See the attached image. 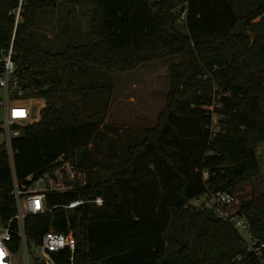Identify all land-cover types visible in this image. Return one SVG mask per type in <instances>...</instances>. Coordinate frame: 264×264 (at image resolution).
Here are the masks:
<instances>
[{"label":"trees","instance_id":"obj_1","mask_svg":"<svg viewBox=\"0 0 264 264\" xmlns=\"http://www.w3.org/2000/svg\"><path fill=\"white\" fill-rule=\"evenodd\" d=\"M60 1L0 0V50L13 45L24 90L11 112L32 121L12 140L13 164L0 145V223L16 213L13 173L24 179L64 154L86 169L87 182L50 193V209L25 223L37 244L52 228L73 233L74 261L65 248L53 252L57 264H172L174 254L181 264H264V248L261 257L247 251L232 221L191 203L261 172L264 0H90L94 38L78 42L69 33L65 48L52 52L32 31L41 9ZM174 55L181 59L170 64L171 88L156 127L129 146L121 169L104 173L84 150L105 124L114 72ZM33 100L43 101L37 116ZM98 197L101 204L55 206ZM172 208L180 237L169 249ZM239 213L264 239V192L243 201ZM19 243L15 234L12 248Z\"/></svg>","mask_w":264,"mask_h":264},{"label":"rangeland","instance_id":"obj_2","mask_svg":"<svg viewBox=\"0 0 264 264\" xmlns=\"http://www.w3.org/2000/svg\"><path fill=\"white\" fill-rule=\"evenodd\" d=\"M251 1L256 0H248ZM90 8V0H61L56 7L41 9L38 25L32 32L42 46L52 52H59L65 48L69 33L78 42L88 41L94 38ZM180 59L181 57L176 55L167 56L140 63L131 70L114 72L115 89L105 124L89 147L84 150L104 173L121 169L129 146L140 142L146 131L156 127L160 115L166 108L171 88L170 64ZM3 96L4 92L0 89V145L5 142L6 137L3 130L6 107L1 104ZM33 104L32 112L37 116L43 101L33 100ZM207 107L215 110L214 104ZM213 117L216 123L218 114L214 113ZM257 153L260 155L261 172L252 177V182L244 181L231 189L238 201L232 205L231 210L240 209L243 201L264 192V140L258 143ZM200 198H205V194ZM200 198L191 200V203L203 206ZM179 225L178 213L172 208V220L167 232L169 249L178 247ZM31 251L35 255H41L36 244L32 243ZM171 263L181 264V258L174 254ZM18 264H24L22 253L18 254Z\"/></svg>","mask_w":264,"mask_h":264},{"label":"built area","instance_id":"obj_3","mask_svg":"<svg viewBox=\"0 0 264 264\" xmlns=\"http://www.w3.org/2000/svg\"><path fill=\"white\" fill-rule=\"evenodd\" d=\"M182 4L187 5L188 1L184 0ZM186 13L187 6L181 12V20H185ZM0 89L4 92L1 104L6 107V121L3 128L6 136L4 144L13 164L14 149L12 140L20 136L22 129L32 122L26 117L25 112H18L15 115L11 112L12 101L24 93L21 87L20 71L13 58V45L7 51L0 50ZM86 182V169L78 166L64 154L58 156L44 171L30 173L24 179H19L16 173H13V195L16 203V213L7 224L0 223V264H18L19 253L23 255L24 264H32L36 259L45 262V264H57L53 252L65 248L71 250L70 259L73 262L76 249V238L73 233H64L52 228L43 235L42 241L37 244L28 238L25 223L28 216L43 214L50 209L46 205V199L50 193L74 191L79 185ZM87 201L101 204L103 198L98 197L93 200L78 198L68 204H56L55 206L74 208ZM201 201L202 205L213 209L218 216L229 219L234 223L243 236L247 251L253 252L259 257L262 256L264 239L253 235L247 217L240 214L239 209L231 210L232 205L238 202L232 191H210L205 194V198ZM14 221L17 222V229L13 227ZM15 234L18 235L20 240L19 248L16 250L11 246ZM32 243L40 248L41 255L32 253Z\"/></svg>","mask_w":264,"mask_h":264}]
</instances>
